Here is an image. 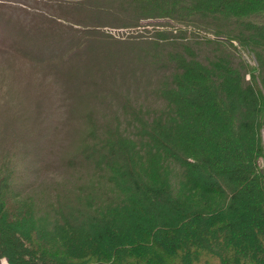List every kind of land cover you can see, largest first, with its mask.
<instances>
[{"label": "trees", "instance_id": "16d2710c", "mask_svg": "<svg viewBox=\"0 0 264 264\" xmlns=\"http://www.w3.org/2000/svg\"><path fill=\"white\" fill-rule=\"evenodd\" d=\"M74 6L107 12L105 22L124 27L143 18L185 25L195 22L194 12L210 25L235 19L242 28L230 35L255 63L220 58L204 65L169 51L176 72L159 94L174 110L160 111L136 137L115 125L102 138L92 125L79 143L87 161L108 169L107 197L91 191L78 196L77 205L41 212L17 186L15 157L5 152L0 264L2 258L8 264H264V22L245 20L264 15V0H86ZM90 21L91 27L103 24ZM28 49L30 58L51 61L45 51ZM130 113L139 120L135 108Z\"/></svg>", "mask_w": 264, "mask_h": 264}, {"label": "rangeland", "instance_id": "374dc122", "mask_svg": "<svg viewBox=\"0 0 264 264\" xmlns=\"http://www.w3.org/2000/svg\"><path fill=\"white\" fill-rule=\"evenodd\" d=\"M76 1L86 0H0V157L5 152L15 157L16 184L41 212L66 202L77 205L78 196L85 199L91 191L108 196V169L87 161L79 143L92 125L102 138L115 125L136 137L160 111L174 110L159 94L176 72L169 51L204 65L220 58L235 65L255 63L253 53L230 35L242 28L238 20L207 21L210 25L194 12L195 22L185 25L143 18L135 27H124L105 22L107 12L77 8ZM94 17L103 24L91 27ZM245 20L264 22V15ZM159 31L168 38L157 36ZM90 43L96 47L90 49ZM184 43L190 46L187 53ZM28 48L45 51L51 61L30 58ZM59 54L66 57L60 60ZM99 61L103 65L96 68ZM250 74L246 71V78ZM130 108L139 112V120Z\"/></svg>", "mask_w": 264, "mask_h": 264}]
</instances>
